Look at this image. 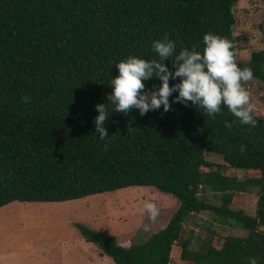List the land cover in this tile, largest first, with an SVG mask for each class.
I'll return each instance as SVG.
<instances>
[{
    "label": "trees",
    "instance_id": "trees-1",
    "mask_svg": "<svg viewBox=\"0 0 264 264\" xmlns=\"http://www.w3.org/2000/svg\"><path fill=\"white\" fill-rule=\"evenodd\" d=\"M236 0H0V206L11 201H64L128 186H152L174 196L167 222L143 241L123 247L113 235L75 224L114 264H168L174 243L191 264H264V118L241 125L222 105L215 119L188 102L140 115L113 111L107 95L115 64L128 56L159 59L152 42L168 34L183 48L203 52V36L217 34L235 48L231 7ZM234 50V49H233ZM171 70V60L164 61ZM253 78L264 81V48L250 51ZM179 78L169 81L170 86ZM145 90L159 86L152 78ZM30 97L29 103L23 97ZM107 104L108 137L100 141L96 105ZM233 122L231 130L224 122ZM241 145L245 151L241 153ZM212 152L238 169L256 170L247 179L258 187L253 215L226 208L230 192L242 191L234 177L211 169ZM200 167H207L201 171ZM222 193L221 204L200 192ZM204 209L239 223L253 237L251 253L231 248H190L181 237L186 217ZM255 236V238H254Z\"/></svg>",
    "mask_w": 264,
    "mask_h": 264
},
{
    "label": "rangeland",
    "instance_id": "rangeland-1",
    "mask_svg": "<svg viewBox=\"0 0 264 264\" xmlns=\"http://www.w3.org/2000/svg\"><path fill=\"white\" fill-rule=\"evenodd\" d=\"M231 12L234 51L241 66L247 63L250 51L264 48V0H236ZM244 87L256 105L254 115L264 118V81L253 78ZM203 157L211 169L218 167L222 176H232L243 184L242 191L230 192L226 208L253 215L258 187L246 180L259 176V172L233 167L218 153L204 152ZM207 169L200 167L201 171ZM220 195V191L212 189L200 192V197L211 205L221 204ZM149 201L159 209L154 222L143 212L144 203ZM177 203L174 196L152 186H129L62 202H10L0 207V264H60L65 249L73 246L75 251L79 250L81 236L75 224L107 235L113 233L124 245L141 242L167 222ZM257 230L264 231V227ZM180 232L181 237H191V249L207 244L230 249L232 245L225 241L231 238L237 239L234 257L239 258L242 251L251 253L253 237H249L247 230L239 223L217 216L212 209L190 214ZM39 247L48 251L55 248L56 252L50 249L53 254L41 262ZM168 264L191 262L179 259V247L174 243Z\"/></svg>",
    "mask_w": 264,
    "mask_h": 264
},
{
    "label": "clouds",
    "instance_id": "clouds-1",
    "mask_svg": "<svg viewBox=\"0 0 264 264\" xmlns=\"http://www.w3.org/2000/svg\"><path fill=\"white\" fill-rule=\"evenodd\" d=\"M203 52L183 48L174 55L176 44L165 34L162 39L152 42V49L159 59L145 60L136 56H128L115 64L119 75L111 79V93L107 95L109 103L114 105L113 111L128 114L138 109L140 115L151 110H171L169 97L178 92L173 103L179 102L187 106L188 102L203 108L205 114L215 119L221 113L222 105L237 118L241 125L255 127L254 117L256 105L251 100V93L244 84L253 79L250 67H238L234 45L226 38L211 32L203 36ZM171 60L175 71H171L164 61ZM152 78L161 81L159 86L145 90V83ZM179 82L170 86V79ZM23 101L29 103L30 97ZM98 115L94 118L96 132L100 141L108 137L105 122L109 115L107 104H97ZM225 127L231 130L233 122L225 121ZM241 153L245 146L241 145ZM143 212L153 222L159 215V209L153 202H145ZM147 230V227H145ZM249 264H257L250 258Z\"/></svg>",
    "mask_w": 264,
    "mask_h": 264
},
{
    "label": "crops",
    "instance_id": "crops-1",
    "mask_svg": "<svg viewBox=\"0 0 264 264\" xmlns=\"http://www.w3.org/2000/svg\"><path fill=\"white\" fill-rule=\"evenodd\" d=\"M129 187V186H128ZM125 188V187H124ZM78 199V198H76ZM73 200V199H70ZM16 201V200H14ZM67 201V200H64ZM13 202V201H11ZM16 202H37V203H46V202H62V201H16ZM10 203V202H8ZM6 203V204H8ZM5 205V204H4ZM3 206V205H2ZM0 206V207H2ZM79 207H83L80 205ZM84 209H87L86 207H83ZM164 226V225H163ZM93 230V229H92ZM96 231V230H95ZM98 232V231H97ZM103 235L102 232H99ZM80 234V233H79ZM111 235L113 233H110ZM109 235V234H108ZM81 236V235H80ZM114 236V235H113ZM115 241L117 244L123 246V247H129V245H124V243H120L119 240L114 236ZM143 241V240H142ZM139 243V242H138ZM136 244V243H135ZM50 249L53 252H56L55 248H49L48 249H41L39 247V255L41 258V262H44V259H48L50 255L53 253L50 251ZM73 249V250H72ZM83 251V252H82ZM30 253V257H32V252ZM60 254V253H59ZM59 256V255H58ZM60 264H114L113 261L110 259L109 256L104 254L93 242L85 241L82 236H81V243L78 251H75V248L73 246L68 247L67 249L64 250L63 256L60 260Z\"/></svg>",
    "mask_w": 264,
    "mask_h": 264
}]
</instances>
